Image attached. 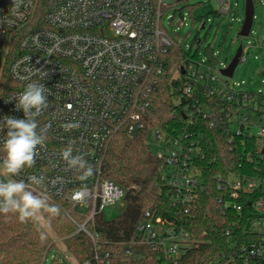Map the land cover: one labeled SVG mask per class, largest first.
Returning a JSON list of instances; mask_svg holds the SVG:
<instances>
[{
    "label": "built area",
    "instance_id": "obj_1",
    "mask_svg": "<svg viewBox=\"0 0 264 264\" xmlns=\"http://www.w3.org/2000/svg\"><path fill=\"white\" fill-rule=\"evenodd\" d=\"M184 1L187 0H46L40 25L30 29L34 0H0V82L6 71L13 84H6V94L0 100V120L6 115L23 118V111L15 109V96L29 82L22 77L29 76L30 71L46 72L43 80L39 75H32L31 80H40L50 90L49 107L38 117L40 126H48L45 142L37 146L34 166L25 169L18 179L28 182L30 175L43 177L40 185L32 184L37 194L47 195L49 202L62 208L75 225L76 233L85 234L94 248L99 236L86 228L87 223L102 215L106 207L125 204V190L108 179L103 170L104 157L114 137L142 138L155 158L163 162L168 183L180 200L190 206L196 196L200 180L195 167L198 156L195 143L188 133L169 135L149 125L148 117L152 95L164 72L162 58L177 44L160 26L162 11L170 4ZM218 2V14L227 16L229 1ZM183 19L177 22L178 27ZM244 53L242 47L239 62L246 61ZM205 62L200 59L183 66V74L190 80L180 96L186 101L182 113L187 122H192L189 107L199 103L198 92L207 97L222 96L226 102L239 106L229 116L232 130L237 135L245 131L256 138V155L264 164V112L260 111L264 109V92L236 90L243 82L232 88L228 78L220 74V61L213 67ZM206 110L203 116L213 126L214 113ZM245 111L255 112L263 120L255 134L251 131L250 117L243 115ZM69 145L73 156H83L92 166L93 173L86 180L79 178L83 170L78 166L69 169L62 159L61 154ZM11 178L0 175V179ZM217 180L229 192L225 206L240 212L242 203L237 201L243 197V204L252 205L255 210L250 231L264 234V197L251 203L247 196L259 185L264 192V182L236 175ZM74 216L83 222H77ZM163 227L159 218L153 220L149 212H144L133 238L125 244V254L136 245L176 262L191 242L190 236L175 227L167 230ZM231 233L232 228L226 229V236ZM55 251L52 262L59 252ZM61 254L62 258H68ZM94 254L97 264L109 263L107 253L95 250ZM237 258L244 264H264V246L232 247L225 264H235ZM75 264L93 263L85 260Z\"/></svg>",
    "mask_w": 264,
    "mask_h": 264
},
{
    "label": "trees",
    "instance_id": "obj_2",
    "mask_svg": "<svg viewBox=\"0 0 264 264\" xmlns=\"http://www.w3.org/2000/svg\"><path fill=\"white\" fill-rule=\"evenodd\" d=\"M34 3L30 29L40 25L46 0H34ZM205 18L200 17L197 21L203 22ZM15 43L14 39L12 51ZM261 43L264 46V37ZM213 54V49H205V63L211 67L219 61ZM162 59L164 72L152 95L149 125L169 135L188 133L195 143L198 152L195 167L200 181L194 201L188 206L180 200L168 183L163 162L155 158L142 138L118 135L106 151L103 170L108 179L125 190V208L114 219L105 220L103 215H98L87 223L86 228L99 236L96 248L85 234L76 233V227L64 210L54 204L59 209L57 215L39 213L54 237L37 216L21 222L18 214L0 213V264H43L46 254L56 250L54 238L62 242L75 262L91 260L93 264H97L93 260L95 250L108 254V264H225L232 247L264 246V234L250 231L251 219L255 217L253 206L243 204V197H239L237 202L242 203L240 212L227 208L228 189L217 180L218 177L227 180L236 175L264 182V164L256 155V138L245 131L237 135L232 130L229 116L239 106L226 102L218 94L207 97L198 92L199 103L189 107L192 122L188 123L182 113L186 101L180 96L183 86L190 80L186 73L183 74V66L201 58L197 52L190 49L186 52L176 44ZM6 84L13 86L5 71L1 76L0 100L6 94ZM204 110L214 113L213 126L209 125V118L203 116ZM247 196L251 203L264 197L261 185ZM144 212H149L153 220L159 218L163 230L175 227L189 234L191 242L176 262L136 245L125 254V244L133 238ZM77 222L83 220L79 218ZM228 228H232V233L226 236ZM235 264L244 262L237 258Z\"/></svg>",
    "mask_w": 264,
    "mask_h": 264
},
{
    "label": "rangeland",
    "instance_id": "obj_3",
    "mask_svg": "<svg viewBox=\"0 0 264 264\" xmlns=\"http://www.w3.org/2000/svg\"><path fill=\"white\" fill-rule=\"evenodd\" d=\"M228 1L230 12L227 16L218 14L220 8L218 0H187L179 4H170L162 11L160 26L173 42L183 47L186 52L189 49L191 52H197L201 59L206 58V48L213 49L217 59L221 62L219 70L230 63L237 48L241 45L246 61L238 63L233 76L227 81L232 88L236 83L243 82L239 88H235L236 90L264 92V83H262V80L264 81V46L261 43L264 37V0H254V18L247 37L239 36L244 18L245 0ZM205 16L207 19L205 18L203 22L197 21L198 18ZM182 17L184 19L181 25L176 26ZM260 111L264 112V109L260 108ZM243 115L250 117L251 131L254 134L257 133L263 124L260 116L255 112L247 111ZM124 208L125 204L106 207L102 211L103 218L105 220L114 219L123 212ZM37 217L54 237L53 231L39 214ZM74 217L79 221V218ZM54 244L56 250L59 251L57 259L51 261V255L53 256L56 252L51 250L43 264H75V260L68 255L60 240L54 238ZM61 253L67 255L68 258H62Z\"/></svg>",
    "mask_w": 264,
    "mask_h": 264
},
{
    "label": "clouds",
    "instance_id": "obj_4",
    "mask_svg": "<svg viewBox=\"0 0 264 264\" xmlns=\"http://www.w3.org/2000/svg\"><path fill=\"white\" fill-rule=\"evenodd\" d=\"M32 75H39L43 80L48 74L41 69L29 73V76L22 79L29 81L24 90L15 96L17 111H23V118L6 115L0 120V175H7L11 179H0V213L18 214L21 222H27L39 213L57 215L58 207L50 204L49 197L44 194H37L36 188L40 185L43 177L30 175L25 179H18L25 169H30L36 162L37 146H43L46 138L47 125L40 126L38 117L49 107L48 95L50 90L40 82L31 80ZM6 129V132H5ZM71 145L62 152V159L69 169L76 168L83 170L81 180H86L93 173L92 166L87 164L81 155H72ZM31 182V183H29ZM43 238V237H42Z\"/></svg>",
    "mask_w": 264,
    "mask_h": 264
},
{
    "label": "water",
    "instance_id": "obj_5",
    "mask_svg": "<svg viewBox=\"0 0 264 264\" xmlns=\"http://www.w3.org/2000/svg\"><path fill=\"white\" fill-rule=\"evenodd\" d=\"M254 17V6H253V0H245V7H244V18L241 30L239 32L240 37H247L250 33L252 22ZM179 23H176V26H178ZM242 52V46L239 45L237 48L235 55L233 56L230 63L220 70V74L225 78H231L233 76L234 70L237 67L239 63V57ZM262 154H264V148L262 150Z\"/></svg>",
    "mask_w": 264,
    "mask_h": 264
}]
</instances>
